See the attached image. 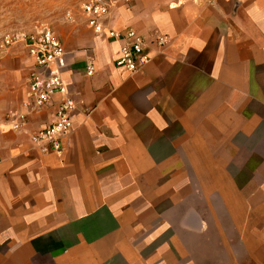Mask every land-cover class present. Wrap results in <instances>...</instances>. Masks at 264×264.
Segmentation results:
<instances>
[{"label":"crops","instance_id":"crops-1","mask_svg":"<svg viewBox=\"0 0 264 264\" xmlns=\"http://www.w3.org/2000/svg\"><path fill=\"white\" fill-rule=\"evenodd\" d=\"M117 9L150 62L127 74L119 42L60 34L78 107L59 154L31 142L54 107L11 128L32 63L4 56L0 264H264V0Z\"/></svg>","mask_w":264,"mask_h":264},{"label":"built area","instance_id":"built-area-1","mask_svg":"<svg viewBox=\"0 0 264 264\" xmlns=\"http://www.w3.org/2000/svg\"><path fill=\"white\" fill-rule=\"evenodd\" d=\"M135 0H88L80 7L86 20V26L94 36H104L110 41L119 42L120 47L114 61L115 67L127 74H133L150 62V53L146 51L144 39L133 30H116L109 26V17L118 6L129 7ZM67 18H71L70 13ZM18 36L6 35L0 42V67L9 48L18 40ZM25 46L27 56L32 63L29 72L25 101L21 113L8 114L7 120L13 130H21L27 116L54 107L53 120L45 128L31 136L33 145L40 147L42 154L61 153L62 140L72 130L73 112L78 103L69 94L67 85L61 77L65 66L66 51L59 37L48 27L41 26L35 32L19 38ZM158 43L164 40L159 37ZM87 76L95 73L92 62L85 66ZM59 101L54 105L53 98Z\"/></svg>","mask_w":264,"mask_h":264},{"label":"rangeland","instance_id":"rangeland-1","mask_svg":"<svg viewBox=\"0 0 264 264\" xmlns=\"http://www.w3.org/2000/svg\"><path fill=\"white\" fill-rule=\"evenodd\" d=\"M86 1L88 0H0V42L6 35L20 38L35 32L41 26H48L59 38L61 33L67 32L71 27H80L84 31L87 28L86 20L80 7ZM118 7L112 11L114 22L120 19ZM69 13L71 18H67ZM89 33L91 34L90 31ZM19 38L8 51L15 52L18 58L25 57L26 60L24 43ZM29 72L30 70L28 76Z\"/></svg>","mask_w":264,"mask_h":264}]
</instances>
